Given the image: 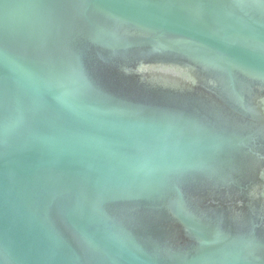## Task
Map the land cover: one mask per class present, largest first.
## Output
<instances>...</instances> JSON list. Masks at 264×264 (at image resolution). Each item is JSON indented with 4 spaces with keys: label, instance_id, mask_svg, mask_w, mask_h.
<instances>
[{
    "label": "water",
    "instance_id": "95a60500",
    "mask_svg": "<svg viewBox=\"0 0 264 264\" xmlns=\"http://www.w3.org/2000/svg\"><path fill=\"white\" fill-rule=\"evenodd\" d=\"M0 264H264V0H0Z\"/></svg>",
    "mask_w": 264,
    "mask_h": 264
}]
</instances>
